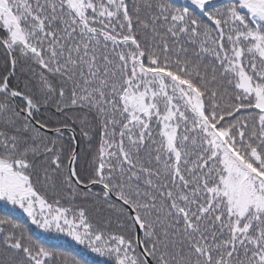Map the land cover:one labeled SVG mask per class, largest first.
Masks as SVG:
<instances>
[{"label":"snow or ice","instance_id":"6c2138e0","mask_svg":"<svg viewBox=\"0 0 264 264\" xmlns=\"http://www.w3.org/2000/svg\"><path fill=\"white\" fill-rule=\"evenodd\" d=\"M0 264H264V0H0Z\"/></svg>","mask_w":264,"mask_h":264},{"label":"trees","instance_id":"16d2710c","mask_svg":"<svg viewBox=\"0 0 264 264\" xmlns=\"http://www.w3.org/2000/svg\"><path fill=\"white\" fill-rule=\"evenodd\" d=\"M21 222H24L23 220ZM53 243L59 245V246H63V241H53ZM64 250L72 252L73 249L71 246H64Z\"/></svg>","mask_w":264,"mask_h":264}]
</instances>
